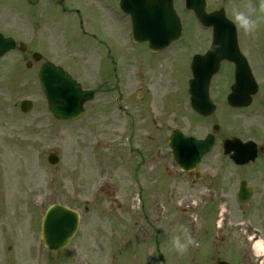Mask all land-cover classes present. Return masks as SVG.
Listing matches in <instances>:
<instances>
[{
	"label": "rangeland",
	"instance_id": "obj_1",
	"mask_svg": "<svg viewBox=\"0 0 264 264\" xmlns=\"http://www.w3.org/2000/svg\"><path fill=\"white\" fill-rule=\"evenodd\" d=\"M27 1L0 0L1 30L7 34H14L17 40L27 44L28 51L30 49L41 53L42 60H45L50 59L51 55L45 46L43 48V43L39 44L38 42L44 37L43 28H50L49 30L56 35L57 39L60 38L61 44L64 45V52L58 56L59 62L63 63L65 69L77 77L83 88L93 90L97 88L99 91L92 102L85 104L84 113L79 119L71 122H58L48 115L44 97L34 74L35 68L29 70L24 66L25 55L17 60L20 55L12 52L0 60V202L4 199L14 202L15 204H11L9 216L20 222L26 217V210L25 206L22 208V196L18 195V192H23L31 187L29 200L34 201L32 212V242L34 247L38 245L40 240L42 211L50 203L59 201L76 207L81 213L84 211L78 234L69 248L65 250V260L66 264H80L81 260L76 256L84 255L78 251L82 246L80 251L85 253L84 260L89 259L94 262L96 257L92 256L87 248L89 243L87 240V223L93 216L94 209H92L91 201L94 191L98 186L127 184V180L122 183L121 179H115V175L110 176L111 174L107 173V156H99L101 162L93 160L94 156L97 157L94 151L96 143L101 141L102 144L107 139L110 140L117 136L118 131L121 130L120 127L127 120L120 113H117L116 94L102 91L101 81L92 75L94 63L99 62L98 68L101 66L100 61L102 59L99 51L105 49L104 46L107 44L112 56H115L116 60L120 62L122 71L126 72L127 80L123 81L122 85L119 78V84L121 88L130 90L129 104L133 108L143 105L144 109L145 105L148 104L158 105V108H152V115L146 112L143 117L150 119L153 116L157 121H164L165 118L162 120L159 118V112H161L160 116L164 115L162 111H159L162 110L159 106L166 105L160 101L163 95L167 97V101L173 96V105L171 109L166 110L168 114H171V117L178 115L180 110H185V97L182 93V87L188 74V57L203 49L206 32L202 30L203 27L198 25L194 16L184 9L183 0H175V7L183 20L185 35L181 41L172 43L169 50L150 56L145 49L141 48L142 45L126 44L130 41L129 20L117 10L116 0L114 2L108 0H87L85 2L83 0L81 3L80 0H65L62 7H66L67 11L64 12L60 9L61 13H59L57 9L55 14H47L46 6L43 5L47 3L50 9H55L56 7L49 2L50 0H40L36 6ZM207 3L208 10L222 7L226 15L232 20H236L237 10L245 11L251 17L255 25L250 31L245 30L238 20L234 22L243 32L241 43L244 44V47H246L245 43L250 44L249 42L257 46L255 59L264 63V0H207ZM110 5H112L111 8ZM69 8L72 10L79 8L80 14L68 10ZM100 13L103 15H98ZM80 24L85 29L86 36L83 34V30L79 28ZM29 28H38L36 37L31 34ZM51 28L53 29L51 30ZM91 32L97 33L98 38H102L104 42H96V40L91 39L89 35ZM107 35H110V40L107 39ZM60 55L64 58L60 59ZM116 60L114 58L113 61ZM104 66H108L107 70H110L108 63ZM106 71L103 70V72ZM106 77L105 84H107ZM107 78L109 83L111 78L110 76ZM214 82L215 85L212 88L214 94L218 90L220 94L223 91L224 93L228 92V86L231 85V80L228 77L223 80L215 79ZM257 82L260 90H262L258 95L259 97L264 94V78H260ZM146 89L154 91L156 99L153 102H148L145 98L141 101L138 100L136 95L139 92L145 95ZM22 100H30L33 103L32 110L27 114H23L19 110V104ZM121 105L122 103H120ZM253 108L255 110L258 108V111L264 112V103L254 104L251 112L254 111ZM105 110L106 114L109 115V121H106L104 114L101 113ZM234 113L224 105L216 111L210 123L222 120L223 123L220 124L227 132L242 133L256 130L259 134L256 136L260 139L264 138V120L257 114L256 116L255 114L254 116H245L244 113L237 115ZM238 115L241 116L238 117ZM182 121L170 119L167 123L174 127H184L188 132H191L198 123H201L196 119L184 116H182ZM203 125H205L204 122ZM111 128H113L115 135L108 132ZM102 146L104 147L105 144ZM101 147L97 150L100 153L104 152ZM52 150L57 152L59 157L56 165H50L46 161L47 153ZM125 155V158H128L126 160L127 165L131 166L135 161L132 160L134 155ZM101 164L104 165L102 171H100ZM113 174L124 176V173L119 169ZM171 180H174V177ZM165 184L166 182L160 184L161 189L164 188L163 185ZM14 185L15 187H13ZM177 191H182V189H177ZM183 192L191 191L184 190ZM86 201L90 202L87 205L88 212H85L84 208ZM16 202L19 203V208ZM187 215V213L183 214L185 217ZM199 216L192 214V219L195 218L193 222H197ZM23 226L24 223L21 224V227ZM192 250L195 253L185 258L163 257L165 264H211L212 258L217 256L213 254L211 257H207L201 254V250L197 253L196 246ZM39 251L36 250L34 254L35 264H42L43 256L51 264H61L64 259L60 253L46 252L43 249L37 254ZM230 256L228 253L224 259L234 261V258ZM149 259L154 260L152 257H147L145 264H150ZM85 262L90 264L88 260ZM120 263L127 264L128 262L124 260Z\"/></svg>",
	"mask_w": 264,
	"mask_h": 264
},
{
	"label": "flooded vegetation",
	"instance_id": "obj_2",
	"mask_svg": "<svg viewBox=\"0 0 264 264\" xmlns=\"http://www.w3.org/2000/svg\"><path fill=\"white\" fill-rule=\"evenodd\" d=\"M64 1L50 0L49 2L56 7L55 9H50L49 5L44 3L48 12L46 13L55 14L57 9L67 11L66 7H62ZM84 1L87 2V0ZM27 2L36 6L40 0H28ZM68 10L80 14L77 8ZM98 15L102 16L103 13ZM205 32L202 54L211 44L212 31L207 28ZM31 34L36 37L37 28H33ZM9 36L16 38L14 34ZM43 36L38 43H43V48L45 46L49 50L51 58L42 60L41 57L35 62L33 57L35 51L27 53L28 59L25 66L29 70L35 68L34 74L38 73L43 62L52 60L60 64L58 56L64 52V45L61 44L60 38L57 39L48 28L45 29ZM242 36L243 32L238 28L239 49L247 61L251 75L255 80L263 79L264 63L255 59L257 46L249 42L250 44L245 43L246 47H244L241 43ZM90 38L96 42H104L102 39L98 40L94 33H91ZM17 43L13 51H17L20 55L25 54L27 47L21 50L20 40ZM110 52L107 46L106 55ZM63 58L60 55V59ZM107 58L110 60L108 65L111 71L107 70L108 66H104V70L107 71L101 72L100 76L102 79L110 76L111 81L106 84V88H102V91L110 93L114 92L112 77L113 75L118 76L117 65L120 64L118 61H113L114 58L116 59L114 56H107ZM119 69L121 74L127 78L121 66ZM226 77L234 80L236 67L233 63L221 61L212 79L223 80ZM212 85L209 96L215 108L211 115L201 116L193 112L189 104L190 96L186 90L182 92L185 97V110H180L179 114L173 117L166 111L173 105V96L168 101L166 96H162L160 101L166 105L159 106L162 109L159 111L164 114L160 116L161 112H159V118L161 120L165 118L164 121H157L153 116L150 119L143 117L146 112L152 115V108H158V105L148 104L145 105V109L143 105L133 108L129 104L130 90H122L125 99L117 113L127 120L120 127L121 130L118 131L117 136L103 142L104 147H101V141H98L94 146V151L97 155L95 161L101 162L99 156H107V173H110V176L115 175V179H121L122 183L127 180V184L98 186L94 191L91 201L92 209H94L93 216L87 223L88 246L85 243L88 251L96 257L94 262L87 259L90 264H121L120 262L124 260L128 262L127 264H145L147 257L154 259H149L150 264H165L163 257L185 258L195 253L192 250L194 246H196L197 253L201 250V254L207 257L217 255L212 258L211 264L220 260L227 261L224 258L228 253L234 258V261H228L231 264H264V138L262 140L256 136L259 135L256 130L242 133L227 132L220 124L223 123L222 120L210 123L216 111L224 105L230 111L235 112V115L244 113L245 116H254V114L256 116L257 114L264 120V112L258 111V108L256 110L253 108V112L250 111L254 104L264 103V94L258 97L262 92L258 89L252 95V101L248 107L232 108L227 105V92L224 93L222 90L223 93L220 94L218 90L214 94L212 90L214 85ZM98 91L97 88L94 89V95ZM145 92V95L142 92L136 95L139 101L145 98L148 102H153L156 99L154 91L146 89ZM101 113L104 114V119L109 121L106 110ZM182 116L196 119L201 123H198L191 132L184 127H174L167 123L170 119L183 122ZM174 130H180L185 136H195L198 140H205L209 135L213 136L214 145L211 151L201 157L195 169L188 172L182 171L171 158L168 141ZM108 132L115 135L113 128ZM234 138L240 139L241 142H253V146L249 149L255 152L253 161L243 165L237 164L231 159L232 151L225 152L224 142ZM100 147L104 149V152L97 151ZM125 154L134 155L132 160L135 161L131 166L127 165L128 158H125ZM103 166L101 164L100 171L103 170ZM118 169L124 173L125 177L113 174ZM173 177L174 180H171ZM163 182L166 184L161 189L160 184ZM28 189L18 192V195L22 196V208L25 206L26 210V217L20 222L9 216L11 204L15 203L5 199L0 202V214H2L0 216V264H35L36 250H40L37 252L39 254L43 249L46 252L62 254L64 259L61 264H66L65 250L47 249L41 241L34 247L32 242L34 201L29 200L31 187ZM177 189H182V191H177ZM184 190L191 192L184 193ZM173 193L175 195H172ZM16 204L19 208V203L16 202ZM54 204L64 203L54 201L47 207ZM88 204L90 202L86 201L85 212H88ZM45 210L42 211V215ZM184 213L188 215L185 217ZM192 214L200 215L197 217V222H193L195 218L192 219ZM22 223H24L23 227H21ZM175 235H180L184 241H190L183 252L173 244L172 237ZM80 248L78 251L84 255L76 257L81 260L80 264H87L85 262L87 260H84L85 253L80 251ZM45 259L43 256L42 264H51Z\"/></svg>",
	"mask_w": 264,
	"mask_h": 264
},
{
	"label": "water",
	"instance_id": "obj_3",
	"mask_svg": "<svg viewBox=\"0 0 264 264\" xmlns=\"http://www.w3.org/2000/svg\"><path fill=\"white\" fill-rule=\"evenodd\" d=\"M147 3L156 2L159 6L156 9L157 16L161 19L164 14L172 16L176 25L177 32L176 35H173V38H177L179 35L180 22L177 18L175 12L172 9L171 0H143ZM190 0H187V2ZM136 3L134 0H125L126 7L123 8L124 4L121 2L120 7L124 9V11L128 12L130 9H133V5ZM129 7V8H128ZM142 6H139V8ZM194 9L195 15L200 23L204 25L210 24L207 23L208 15L205 14L203 5H191ZM127 9V10H126ZM147 13L152 14V11L147 10ZM159 13V14H158ZM132 14V13H131ZM227 24L225 21L220 20L219 29L226 28L224 25ZM163 26V24H161ZM164 28V27H161ZM141 34V33H140ZM140 40L145 38H139ZM137 40V39H136ZM155 44L154 48L161 47L163 43V39H155L156 42L151 40ZM13 47V43L9 39H3L0 36V56L11 49ZM231 58V56H228ZM204 71V70H203ZM202 71V73H203ZM214 70L204 71L212 73ZM39 81L44 91L47 104L50 112L58 119H75L79 117L82 112V105L86 100L90 99V92H84L81 90L79 84L76 83L66 72H63L60 68L54 67L51 64H45L40 72H39ZM31 103L29 101H24L21 104V110L26 112L30 109ZM189 142V143H188ZM186 143L191 144L194 143L196 146L192 145L188 148H195L194 151H188L185 146ZM212 144L211 139H207L203 143H195L191 141V139H186L182 144L178 141L173 140L170 142V146L172 148V157L178 162L182 169H190L192 165L198 162L200 158V153H203L208 149ZM242 146V145H241ZM245 146V145H243ZM250 159L254 157L248 156ZM248 160V158L238 160L239 163H244ZM48 161L52 164L57 162V158L52 154L48 155ZM79 222V217L77 213L74 211L62 207V206H53L48 209L43 221L41 228V237L44 241L45 246L51 249H60L67 245L69 239L76 232L77 226ZM218 264H227L225 262H219Z\"/></svg>",
	"mask_w": 264,
	"mask_h": 264
},
{
	"label": "clouds",
	"instance_id": "obj_4",
	"mask_svg": "<svg viewBox=\"0 0 264 264\" xmlns=\"http://www.w3.org/2000/svg\"><path fill=\"white\" fill-rule=\"evenodd\" d=\"M236 19L240 22L241 26L245 28V30H252L255 25V22L251 19V17L242 10L236 11ZM174 246L181 252H183L190 241L182 240L180 235H175L172 237Z\"/></svg>",
	"mask_w": 264,
	"mask_h": 264
}]
</instances>
